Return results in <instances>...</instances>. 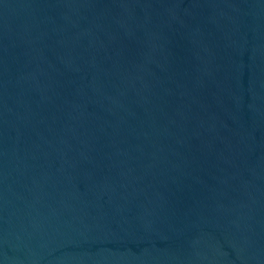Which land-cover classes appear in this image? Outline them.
I'll list each match as a JSON object with an SVG mask.
<instances>
[{"label":"water","instance_id":"water-1","mask_svg":"<svg viewBox=\"0 0 264 264\" xmlns=\"http://www.w3.org/2000/svg\"><path fill=\"white\" fill-rule=\"evenodd\" d=\"M0 264H264V0H0Z\"/></svg>","mask_w":264,"mask_h":264}]
</instances>
